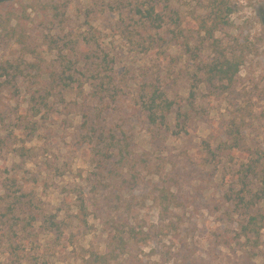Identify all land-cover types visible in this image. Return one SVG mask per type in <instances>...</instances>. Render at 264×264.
Wrapping results in <instances>:
<instances>
[{
	"label": "rangeland",
	"instance_id": "1",
	"mask_svg": "<svg viewBox=\"0 0 264 264\" xmlns=\"http://www.w3.org/2000/svg\"><path fill=\"white\" fill-rule=\"evenodd\" d=\"M146 1L0 0V63L21 71L0 87V264H264V221L243 231L230 199L239 164L264 165V0H157L160 25ZM207 28L239 42L228 91L195 75ZM154 90L174 102L165 125L146 117Z\"/></svg>",
	"mask_w": 264,
	"mask_h": 264
},
{
	"label": "trees",
	"instance_id": "2",
	"mask_svg": "<svg viewBox=\"0 0 264 264\" xmlns=\"http://www.w3.org/2000/svg\"><path fill=\"white\" fill-rule=\"evenodd\" d=\"M156 3L157 0H147L145 2L146 4V10H138L143 15V17L147 18L150 23H156L160 25L162 21L161 15L156 11ZM13 5H7L4 2H0V30L6 31L7 25L10 24V21L12 19V8ZM217 25V23H216ZM215 27H218L216 26ZM216 28H207V36L210 39H213V45H214V55L208 62H204L203 65L197 67V70L195 71V75H197L198 70L203 71L204 75V81L207 85L211 87H215L216 90L219 91H228L230 90L233 85L235 84L239 73L241 69V60L237 56V50L236 45L239 44L238 40L231 41L228 45H221V40L218 38H215L214 30ZM186 49L190 52V54L193 53L191 50L189 44L186 45ZM229 51H228V50ZM12 69L17 70L14 74L12 72ZM19 69V70H18ZM20 68H17L11 64L10 62L7 63H0V87L4 84H8L10 82L15 81L17 78V75L19 73L20 75ZM216 83L218 86H216ZM191 100L188 101V105L190 106V110L183 111L181 107L177 110V120L180 121L181 119H184L186 122V119H188L189 114L192 112V109H195V92H191ZM143 104H145V111H146V117L151 125H165L167 123L168 115L172 111L174 102L169 100L168 97L164 95V92H160L159 90H154L147 98V101H144ZM185 122H184V128H185ZM179 124V123H178ZM236 130L235 133H241L242 127L237 124H235ZM239 144V138L233 139L232 145H238ZM222 146V145H221ZM205 148L207 151L215 156V152L212 150L211 144L209 142H205ZM220 148V145H219ZM119 153H120V159H124L126 157V152L122 145H119ZM105 155V153H102ZM248 155V159L242 163L239 164L240 168L238 169L237 178L235 180V183L237 186H239L236 190L233 189L232 198H229L234 202V205L239 209H244V213H249V218L245 224H241V229L243 231L248 230H256V226L258 225V221H264V213L261 212L260 207L258 206L260 202L264 200V165L262 164V158L263 156L260 154V152L257 153V155ZM263 165V167H261ZM130 168V179L126 180L128 183L127 188L131 189L139 184V174L137 172L136 168V162H132ZM99 174H101L103 177L106 175L113 174V169L109 168L107 165L106 158L103 157L99 161ZM124 179L122 180V182ZM259 183V187L252 188V186L255 185V183ZM254 213H251V211L255 210ZM264 225V224H263ZM115 237V236H113ZM123 240V238H121ZM118 249L122 250L123 248L118 247ZM116 249V250H118ZM100 264H106L105 254L99 256Z\"/></svg>",
	"mask_w": 264,
	"mask_h": 264
}]
</instances>
